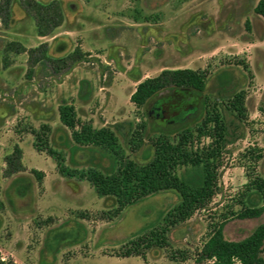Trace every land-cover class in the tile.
Instances as JSON below:
<instances>
[{
	"label": "rangeland",
	"instance_id": "rangeland-1",
	"mask_svg": "<svg viewBox=\"0 0 264 264\" xmlns=\"http://www.w3.org/2000/svg\"><path fill=\"white\" fill-rule=\"evenodd\" d=\"M23 1L12 0L8 25L0 21L1 258L16 264H197L214 225L223 222L224 237L241 240L264 223V211L237 217L244 206L263 202L256 185L264 182V18L254 10L259 0H57L63 21L45 36L38 35ZM12 42L25 50L9 49ZM40 44L50 57L78 48L82 58L56 71L43 57L29 60L28 50ZM193 51L202 54L201 64L185 58ZM189 67L205 74L204 91L165 89L141 107L130 101L144 78ZM239 92L241 115L231 106ZM61 106L72 107L82 124L112 129L117 154L75 142L60 119ZM212 107L222 115L226 143L211 201L170 226L166 242L143 249L144 258L125 257L141 228L157 218L156 226L163 224L179 196L161 191L119 210L116 198L99 195L84 174L92 168L109 172L121 158L146 162L159 135L175 140L186 127L197 130ZM210 144L211 138L194 134V150ZM15 145L24 169L9 174L5 157ZM49 150L70 175L60 173Z\"/></svg>",
	"mask_w": 264,
	"mask_h": 264
},
{
	"label": "trees",
	"instance_id": "trees-1",
	"mask_svg": "<svg viewBox=\"0 0 264 264\" xmlns=\"http://www.w3.org/2000/svg\"><path fill=\"white\" fill-rule=\"evenodd\" d=\"M12 0H0V21L8 25L11 19ZM26 11L36 22L39 36L50 34L63 21L61 4L57 0L42 3L36 0L23 1ZM258 15L264 18V0H259L254 8ZM8 48L16 52L25 48L18 43H10ZM29 60L33 63L43 57L56 71L75 64L82 58L78 48L63 57L47 55L45 44H40L28 50ZM38 58V59H37ZM206 76L203 72L191 68H166L156 76L139 81L130 95V101L137 107L143 106L148 99L158 92L168 89L171 91L189 90L202 92L205 89ZM241 92L232 100V108L237 115L244 110ZM60 119L65 126L72 130L73 140L79 144L92 145L112 154H117L118 142L115 132L109 127L94 128L90 124H82L75 118V112L70 106L59 108ZM79 125V130L76 126ZM197 138L209 137L212 144L201 149H193L194 134ZM226 126L221 113L216 107L206 110L205 117L197 130L186 127L179 131L175 140L167 135H159L153 143V153L144 163L121 158L118 165L109 172L92 168L84 177L102 196L116 198L119 210L142 201L144 198L161 191L174 190L179 196V203L173 206L166 215L161 217L163 224L158 225L160 218L143 226L145 230L136 240L130 241V246L124 256L145 257L143 249L155 245L162 246L166 242V233L170 226L185 221L197 210L205 208L215 194L217 162L226 143ZM35 147L42 150L35 142ZM49 155L56 160L62 175H70L64 170L61 158L55 151L49 150ZM22 150L15 145L12 152L5 157L7 173H15L24 169L21 162ZM181 167L184 171L179 172ZM191 169V170H188ZM32 173L40 178L38 170ZM259 188V199L262 204L244 206L237 217L255 218L264 211V182L256 181ZM156 226V227H155ZM147 230V231H146ZM197 264H264V223L257 225L252 232L241 240H228L224 237L223 222L214 225L208 238L197 252ZM0 264H16L14 260L0 257Z\"/></svg>",
	"mask_w": 264,
	"mask_h": 264
},
{
	"label": "crops",
	"instance_id": "crops-1",
	"mask_svg": "<svg viewBox=\"0 0 264 264\" xmlns=\"http://www.w3.org/2000/svg\"><path fill=\"white\" fill-rule=\"evenodd\" d=\"M191 57H193L194 59H193V61H194V63L196 64V65H199V64H201L202 63V54H200V52H198V51H193L192 53H187V55L185 56V58H187V59H190ZM199 59V60H198ZM189 68H191V69H196V68H193V67H189ZM44 174V179L47 177V175H46V173L45 172H43Z\"/></svg>",
	"mask_w": 264,
	"mask_h": 264
}]
</instances>
